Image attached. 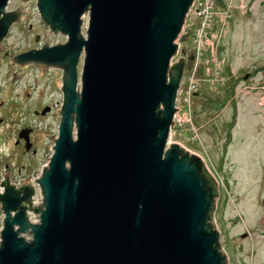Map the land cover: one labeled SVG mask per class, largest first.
<instances>
[{
    "label": "water",
    "instance_id": "obj_1",
    "mask_svg": "<svg viewBox=\"0 0 264 264\" xmlns=\"http://www.w3.org/2000/svg\"><path fill=\"white\" fill-rule=\"evenodd\" d=\"M9 2L0 0V44L25 13ZM192 2L36 0L44 27L66 40L11 60L61 69L60 118L40 174L1 180L0 264H228L216 180L168 142L185 65L171 60ZM29 132L19 135L26 149Z\"/></svg>",
    "mask_w": 264,
    "mask_h": 264
},
{
    "label": "rangeland",
    "instance_id": "obj_2",
    "mask_svg": "<svg viewBox=\"0 0 264 264\" xmlns=\"http://www.w3.org/2000/svg\"><path fill=\"white\" fill-rule=\"evenodd\" d=\"M226 1L235 5L230 10L233 17L219 37L215 28L226 8L218 6L212 31L216 35L205 42V48L209 46L203 55L208 57L206 65L196 64L194 58L193 40L201 21L198 11L190 13L176 40L179 51L172 60L184 57L185 65L175 111L180 110L187 120L177 116L176 123L172 121L168 142L200 156L216 180L219 196L214 221L228 264H264V205L260 203L264 195V0ZM250 2L252 11L243 14L242 5ZM19 5L25 13L0 44V108H4L10 125L24 119L32 124L34 146L30 149L36 148L37 154L32 156L31 150L25 152L14 144L16 126L4 128L0 124V178L4 180L7 174L11 182L21 185L33 181L51 155L62 103V71L18 66L11 57L47 41L48 45L65 42L66 36L44 27L36 0H10L7 9ZM87 19L85 15L82 32ZM211 44H218L212 52ZM212 56L225 60V83L222 78L216 80ZM193 71L197 88L188 92ZM45 107L44 113L33 115L32 109ZM12 154L17 156L15 161Z\"/></svg>",
    "mask_w": 264,
    "mask_h": 264
},
{
    "label": "built area",
    "instance_id": "obj_3",
    "mask_svg": "<svg viewBox=\"0 0 264 264\" xmlns=\"http://www.w3.org/2000/svg\"><path fill=\"white\" fill-rule=\"evenodd\" d=\"M203 4L205 6H202ZM218 6L222 7V8H226L225 15L222 16V18H220L221 22H220V24L217 25V28H215L217 31H219L217 33L220 37L222 35L224 29H226L228 27L229 20L231 19V17H233V14H230V10L235 7V5L232 2H227L226 0H193V2H192L191 6H190V8L186 14L184 24L182 27V32L184 31V25L187 22L189 15H190V13H192V11L193 12L198 11V15L201 17L200 24L197 26V29H196L195 40H193V45L195 44V46H194L195 47L194 58H195L196 64L201 62L202 64L206 65V63L208 62V57H203V55L205 54L206 50L209 47L208 46L207 48H205V42L209 41L213 37L214 32H212V31L214 30V25H215L214 24V19H215L214 17H216V15H217ZM251 6L248 7V3L246 5H242V12H247V10H249L251 8ZM201 8H203V10ZM214 35H216V34H214ZM209 45H210V43H209ZM217 46H218V44H216L215 46H213V44H211V47L209 48L210 51L212 52L213 48L216 50ZM211 59H213V61L215 62L214 64H215V70H216V80H218L219 78H222V81H224V83H225L228 79V78L225 79L224 75L222 74L223 70H225V67H224L225 60L224 59H217V58H214L213 56L211 57ZM195 68H196V65H195L194 69ZM206 68L208 70V67H206ZM234 77H236L235 74H234ZM196 88H197V80L194 78V71H193L192 76L190 77V81L188 83L187 91L191 92V91L196 90ZM176 101H175V105H176ZM178 111H180V110H178ZM178 111H175V113L173 115V119H172L173 122L176 123L177 116L179 117L178 120H183V121L185 120L186 121L187 117L184 114L178 113ZM11 183L15 184V182H11ZM15 185L19 186L18 184H15ZM0 190H2V188ZM33 197H35V195H33Z\"/></svg>",
    "mask_w": 264,
    "mask_h": 264
},
{
    "label": "flooded vegetation",
    "instance_id": "obj_4",
    "mask_svg": "<svg viewBox=\"0 0 264 264\" xmlns=\"http://www.w3.org/2000/svg\"><path fill=\"white\" fill-rule=\"evenodd\" d=\"M248 6H251V2L248 4ZM252 7L248 11H252ZM244 13H246V12H243V14ZM29 66L32 67V66H35V65H29ZM35 67L37 69L38 68L41 69L38 66H35ZM44 109H46V108H34V109H32L33 115H35V116L41 115V113H42L41 110L43 111ZM0 112H2V115H3V116L0 117V124L3 125L4 128L12 126V125H10V122L5 121V110H4V108H0ZM18 122H19V119H18ZM15 126H12V127H15V129H16L15 137H14V141H13L14 144L17 147L19 146L20 148H23V150H25V152H29L31 150V153L33 154L32 156H35L37 154L36 148L33 147L32 149H30V148L29 149H26L25 148V143H26L25 138L24 137H19L21 129H23V128H29L31 131L28 134V139H29V142L31 143V147L34 146V141H33V138H32V133L34 131V128H33L32 124L29 123L28 121H26V119H24L23 122L20 121V123H18V124L15 123ZM12 158L15 161L17 159V156H15V155L12 154ZM1 180L2 179L0 178V183H1ZM1 188H2V186H0V189ZM263 199H264V195H263V197H260V203L264 205Z\"/></svg>",
    "mask_w": 264,
    "mask_h": 264
},
{
    "label": "bare ground",
    "instance_id": "obj_5",
    "mask_svg": "<svg viewBox=\"0 0 264 264\" xmlns=\"http://www.w3.org/2000/svg\"><path fill=\"white\" fill-rule=\"evenodd\" d=\"M171 62H173V60H171ZM39 174H40V173H39ZM37 191H38V189H36V193H37ZM38 194H39V193H38ZM41 196H42V194H39L38 196L36 195L35 198H34V197L32 198V203H33V205H37L38 203H40V201H41ZM0 205H1V204H0ZM30 214L33 215V213H31V212H30ZM30 221H36V220H35L34 217H33V218L30 217Z\"/></svg>",
    "mask_w": 264,
    "mask_h": 264
},
{
    "label": "crops",
    "instance_id": "obj_6",
    "mask_svg": "<svg viewBox=\"0 0 264 264\" xmlns=\"http://www.w3.org/2000/svg\"><path fill=\"white\" fill-rule=\"evenodd\" d=\"M231 72H233L232 69H231ZM238 107H239V105H238Z\"/></svg>",
    "mask_w": 264,
    "mask_h": 264
}]
</instances>
